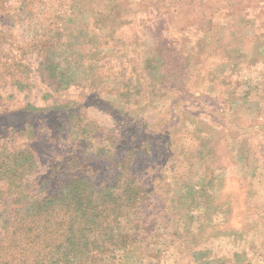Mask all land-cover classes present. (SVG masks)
Segmentation results:
<instances>
[{"label":"rangeland","instance_id":"374dc122","mask_svg":"<svg viewBox=\"0 0 264 264\" xmlns=\"http://www.w3.org/2000/svg\"><path fill=\"white\" fill-rule=\"evenodd\" d=\"M8 21L22 30L27 87H6L3 104L51 112L1 116L0 127L37 132L38 176L87 149L103 164L85 175L100 182L116 152H136L148 191L137 221L153 263L168 249L167 264H264V0H22ZM50 61L76 84H52ZM68 111L84 118L81 131L68 137L59 124L50 140ZM150 139L177 174L152 165Z\"/></svg>","mask_w":264,"mask_h":264},{"label":"trees","instance_id":"16d2710c","mask_svg":"<svg viewBox=\"0 0 264 264\" xmlns=\"http://www.w3.org/2000/svg\"><path fill=\"white\" fill-rule=\"evenodd\" d=\"M21 1L0 0V117L7 121L17 114L45 118L51 112L30 104L21 109L3 104L6 87L14 86L18 90L27 87L18 59L25 43L22 30L8 21L11 10ZM39 38L36 35L31 40L39 54H50L51 40L47 35L41 37L42 41ZM44 72L52 84L66 89L77 82L75 77H66L63 67L54 61L44 65ZM67 115L65 127L55 120L56 128H52L50 140L57 135L59 124L58 132L61 130L68 137L73 136V130L81 131L84 118L75 111H68ZM10 128L0 129V264L168 263V249L161 251L155 263L153 257L146 256L149 245L143 244L137 219L140 208L148 201V191L136 182L133 174L136 152L121 155L116 152L114 162L106 168L110 170L108 177L100 182L85 175L92 163L103 164V161H93L87 149L66 154L61 161H54L44 176H38L39 158L32 145L37 140V132L31 125L20 130ZM20 136H27L29 144L17 146ZM148 145L159 152V157L152 161L153 166L164 167L170 162L167 169L175 174L180 171L176 168V159L163 161L166 150L155 139H150ZM164 146L166 149L167 144ZM110 152L111 147L108 156ZM193 178L202 180L197 173Z\"/></svg>","mask_w":264,"mask_h":264}]
</instances>
